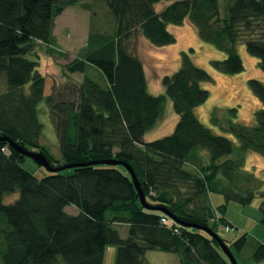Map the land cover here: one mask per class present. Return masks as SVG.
Here are the masks:
<instances>
[{
    "label": "trees",
    "instance_id": "1",
    "mask_svg": "<svg viewBox=\"0 0 264 264\" xmlns=\"http://www.w3.org/2000/svg\"><path fill=\"white\" fill-rule=\"evenodd\" d=\"M80 1L0 0V137L42 153L52 167L77 165L36 178L21 166L25 156L0 140V264H102L108 245L116 246L115 264H146L147 250L173 253L178 264H231L214 238L190 225L216 234L218 227H229L221 215L225 203L206 206L209 192L242 205L259 195L264 224V189L244 168L247 152L264 157V84L248 80L263 108L253 113L252 125L228 123L234 146L194 113L209 97L201 87L212 81L207 71L181 52L179 68L161 78L164 92L152 95L127 40L137 28L152 46H168L176 42L168 26L188 22L203 42L225 54L211 61L216 71L244 69L237 52L241 43L264 72V0H165L168 5L160 11L155 4L162 0H101L113 29L90 27L80 55L64 65L67 72L83 75L75 99L54 104L43 94L44 77L32 56L40 44L53 54L59 51L54 19ZM88 68L102 74V84L86 73ZM167 99L178 115L172 133L145 141ZM41 103L55 114L59 159L38 142ZM109 160L130 165L149 208L141 204L126 168L103 163ZM14 193L17 199L4 203ZM68 205L77 213H67ZM117 224L125 225L124 237ZM244 239L234 242L236 249ZM253 259L264 264V245L257 246Z\"/></svg>",
    "mask_w": 264,
    "mask_h": 264
},
{
    "label": "rangeland",
    "instance_id": "2",
    "mask_svg": "<svg viewBox=\"0 0 264 264\" xmlns=\"http://www.w3.org/2000/svg\"><path fill=\"white\" fill-rule=\"evenodd\" d=\"M83 4L87 5L84 8ZM168 1L162 0L155 4L156 11L162 10ZM102 31H112L114 22L105 3L101 0H81L75 5L66 7L54 19L53 33L59 51L54 54L45 45H38L32 58L37 61V70L44 77V96H51L52 103L75 99L74 89L79 85L82 74L69 73L64 65L80 55L86 45L87 34L90 27ZM168 29L175 35L174 44L155 47L152 46L135 28L127 40L128 49L142 62L148 92L152 95L162 94L164 88L161 78L165 74H172L180 65V53L189 54L195 66L207 71L211 82H202L201 87L209 93L207 100L194 109L199 121L209 128L214 134L227 137L237 146L235 137L225 128L229 122H238L243 125L253 124V113L263 108L255 97L248 84L249 79H256L264 84V72L258 66V59L251 56L243 44L237 45V52L243 63V70L236 74H224L216 71L211 66L212 60H222L225 54L215 49L212 45L203 42L196 29L188 22L182 25H169ZM86 73L102 84L103 76L94 69L88 68ZM39 119L43 124L42 134L38 140L55 158H60L59 130L55 126V114L48 110L44 103L39 106ZM235 108V115L229 109ZM215 113L213 116L212 114ZM178 115L173 111L169 99L166 100L163 115L159 123L144 135L145 141H152L172 133ZM205 156L206 154L203 153ZM21 166L36 178L45 176L48 171L36 164L32 159L24 157ZM245 170L251 172L260 182V190L264 189V157L254 152L245 155ZM18 194L4 197V203L17 199ZM207 207L214 209L225 203L221 215L225 218L229 230L223 227L216 229L217 234L226 241L230 252L237 264H257L253 253L258 245H264V224L260 221L258 207L261 202L256 195L249 204L242 205L235 201H225L219 192H209L204 196ZM65 211L76 214L77 209L68 205ZM121 236H125V225H116ZM242 235L244 243L236 249L234 242ZM116 246L105 247L102 264H115ZM146 264H178L177 255L158 250H147L144 254Z\"/></svg>",
    "mask_w": 264,
    "mask_h": 264
},
{
    "label": "water",
    "instance_id": "3",
    "mask_svg": "<svg viewBox=\"0 0 264 264\" xmlns=\"http://www.w3.org/2000/svg\"><path fill=\"white\" fill-rule=\"evenodd\" d=\"M0 140H7L9 142V145H10L11 148H13L17 152H19L21 155L32 159L36 164L44 167L48 172H59V171H62L64 169L77 166L76 164H69V165H62V166L52 167V166H50L49 162L47 161L45 155H43L42 153H40L38 151L27 150V149H25V148L17 145L16 143H14L13 141H11L10 139L4 138V137H0ZM103 163L124 166L126 168L127 172L129 173V175L131 176L133 185H134V187H135V189H136V191L138 193L139 200H140L141 204L144 207L149 208V206L145 202L144 193L141 190V187H140V185H139V183L137 181V178H136V176H135L132 168L130 167V165H128L127 163H124V162L114 161V160L104 161ZM91 164H94V162H91ZM164 212L171 219H173L174 221L177 222V220L175 219V217L171 213L166 212V211H164ZM190 226L198 227L201 230H204L206 233H208L212 238H214V240H216V242L220 246V248L223 251V253L228 257L230 263L231 264H237L236 263V260L234 259L233 255H232V253L230 252L228 246L223 242V240L218 236V234H216L215 232H213L208 227H203V226H198V225H190Z\"/></svg>",
    "mask_w": 264,
    "mask_h": 264
},
{
    "label": "built area",
    "instance_id": "4",
    "mask_svg": "<svg viewBox=\"0 0 264 264\" xmlns=\"http://www.w3.org/2000/svg\"><path fill=\"white\" fill-rule=\"evenodd\" d=\"M160 221H161L162 223H164V224L167 223V220H166V218H164V217H162V218L160 219ZM224 229H225V230H228L229 227H225ZM260 264H263V263H260Z\"/></svg>",
    "mask_w": 264,
    "mask_h": 264
}]
</instances>
